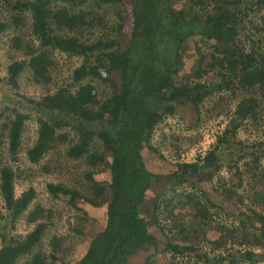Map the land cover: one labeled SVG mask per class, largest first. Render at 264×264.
Here are the masks:
<instances>
[{"label": "rangeland", "instance_id": "obj_1", "mask_svg": "<svg viewBox=\"0 0 264 264\" xmlns=\"http://www.w3.org/2000/svg\"><path fill=\"white\" fill-rule=\"evenodd\" d=\"M36 1L42 5L50 3L48 0ZM203 1L204 8L198 5L197 0H171V4L175 11L185 16L202 19L207 12L214 13L218 4V0ZM50 5L61 6L63 3L52 2ZM255 6V3L248 4L246 0L241 2V10L247 13L241 15L243 23L229 39L246 51L258 38L262 37L264 41L255 28L264 8L258 10ZM95 12L99 20L84 31L82 39L92 41L107 37L124 46L129 38L126 25L130 16L128 2L105 3ZM13 13L19 15L22 21L18 29L12 23ZM120 16L125 21L121 31L116 27ZM0 21L8 24L0 31V164H8L15 170V196L29 187L35 190L27 209L14 220L10 218L0 194V212L3 214L0 234L22 239L37 222H44L46 228L39 243L19 257L15 264H31L35 255L42 258L44 264H72L103 227L111 194L108 172L110 153L105 152L102 142L94 136L90 148L105 152L104 161L91 166L85 156L77 159L69 157L66 153L68 147L78 142L80 136L73 121L58 129V132L67 134V139L45 153L38 163H31L26 151L37 138L38 113L26 98L39 100L60 88H67L71 95L77 96L88 82L95 86L99 98H106L113 90H120L118 71L105 64L98 69L104 78L89 75L74 82V69L83 62V57L49 48L51 80L46 84L37 83L26 68L19 74L18 85L14 87L6 79L8 65L13 60L26 58L25 44L38 47L39 41L32 32L28 11L14 12L0 3ZM16 33L22 38V48L18 50L12 47ZM220 48L221 44L201 36L185 40V66L180 76H190V81L210 88L211 93L197 106L191 102L174 105V112L165 115L151 130L145 160L151 169L158 172H167L176 162H194L211 149L218 136L228 129L230 141L221 152L222 165L213 171L208 180H202L196 174L189 175L187 181L181 183L174 179L153 183L140 206V213L157 241L155 245H146L126 264H264V244L256 246L254 243V234L260 223L253 218L247 219L254 211L264 214V178L259 175L253 177L254 168L246 165L247 162L252 164L251 153L254 152L261 156L259 170H264V145H260L264 140V86L251 84L246 91L236 85H228L226 78L232 73L213 62L214 56L218 55L216 49ZM245 95L257 100L254 119H241L235 112L237 103ZM14 109L29 112L30 117L25 121L18 152L11 154L4 122L13 116ZM53 115L56 116V113ZM236 170L240 172L241 181ZM93 180L98 182L97 186ZM58 184L78 191L81 196L71 199L69 194L50 190L49 185ZM96 188L101 191L98 195ZM90 199L96 204L88 201ZM155 204L158 205L156 209ZM37 206L45 211L37 221L29 222L27 217ZM169 239L193 244L195 252L176 255L165 248ZM246 248L255 251L257 261L237 260L233 263L232 254L239 256ZM204 253L211 261L204 260Z\"/></svg>", "mask_w": 264, "mask_h": 264}, {"label": "trees", "instance_id": "obj_2", "mask_svg": "<svg viewBox=\"0 0 264 264\" xmlns=\"http://www.w3.org/2000/svg\"><path fill=\"white\" fill-rule=\"evenodd\" d=\"M48 1L62 2L63 5H42L36 0H0L1 4L14 12L28 11L32 32L39 41L38 47L25 44L26 58L13 60L8 65L7 82L16 87L19 74L28 68L35 82L48 83L51 80L52 60L47 49L52 48L83 57V62L74 69V82L89 75L104 78L98 69L106 64L118 71L121 83L120 90H113L106 98L98 97L91 82L83 85V91L77 96L71 95L67 88H60L39 100L26 98L38 113L37 138L26 151L27 159L31 163H38L45 153L63 143L67 134L58 132V129L73 121L80 136L78 142L68 147L66 153L69 157L77 159L85 156L87 163L95 166L104 161L105 152L110 153L108 172L111 194L103 227L89 241L81 257L72 264H126L146 245H155L157 241L140 213V206L153 183L172 179L181 183L187 181L189 175L196 174L202 180L210 179L213 171L222 165L221 152L230 141L229 130L225 129L215 145L203 156L194 162L173 163L167 172L154 171L145 160L151 130L165 115L174 112V105L191 102L197 106L211 93L210 88L190 81V76H180L185 66V40L201 36L221 44V48L216 49L218 55L214 56L213 62L232 73V76L227 75L228 85H236L246 91L251 84L264 86V41L262 37L258 38L247 51L235 42H230V36L243 23L241 15L247 13L241 10L243 0H218L216 11L207 12L202 19L175 11L171 0H125L130 6L129 20L126 21L129 38L122 47L107 37L92 41L82 39L84 31L99 20L96 8L105 3H118L119 0ZM197 2L200 7H205L203 0ZM246 2L255 3L258 10L264 8V0ZM120 19L116 24L119 31L125 27L124 18L120 16ZM21 22L20 16L13 13L12 23L17 29ZM7 26L6 22L0 21V31ZM255 28L264 37V12L255 23ZM12 47L17 50L22 48V38L18 33L12 39ZM175 77L181 79L176 80ZM256 107V98L245 95L237 103L235 112L241 119H254ZM13 111V116L8 117L4 127L7 130L8 150L16 154L30 113L17 109ZM92 125L95 127L91 128ZM94 136L102 142L105 152L91 150L90 142ZM260 145H264V140ZM251 154L252 164L247 162V167L251 165L254 168L253 177L259 175L264 178V170H259L258 166L261 156L254 152ZM236 173L241 181L239 170ZM14 182L15 170L12 166L0 164V194L12 220L27 209L35 196L33 187L15 196ZM93 182L95 186L98 185L95 180ZM49 188L53 192L59 190L69 194L71 199L81 196L78 191L60 184L49 185ZM96 189V195L100 194V188ZM88 201L96 204L93 199ZM155 206L156 209L158 205ZM44 211L43 207L37 206L30 211L28 221H37ZM2 218L0 212V228ZM252 218L260 223L254 234V243L262 246L264 214L254 211L252 216H247L249 220ZM45 228L46 223L37 222L34 229L22 239L9 238L1 233L0 264H15L19 257L39 243ZM165 248L176 255L195 252L193 244L177 243L170 239ZM202 255L205 261H211L206 253ZM255 256L253 249L246 248L239 256L232 254L231 259L233 263L237 260L256 262ZM31 264H44V260L35 255Z\"/></svg>", "mask_w": 264, "mask_h": 264}]
</instances>
